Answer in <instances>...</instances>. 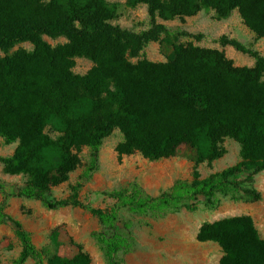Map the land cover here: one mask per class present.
Instances as JSON below:
<instances>
[{
	"label": "trees",
	"instance_id": "trees-1",
	"mask_svg": "<svg viewBox=\"0 0 264 264\" xmlns=\"http://www.w3.org/2000/svg\"><path fill=\"white\" fill-rule=\"evenodd\" d=\"M148 7L152 20H183L213 9L219 20L239 9L248 28L264 37V0H128V8ZM119 3L108 0H0V139L19 142L11 157L2 158L5 173L23 176V186L0 180V193L38 200L49 210L83 206L75 193L53 197L54 189L70 179L90 152L85 175L97 171L106 138L120 130V155L137 153L151 161L170 159L187 148L197 165L222 158L226 138L241 146L242 161L221 173L192 182L179 180L168 191L151 196L137 183L110 196V211L86 207L99 219L95 234L107 264L138 246L134 222L126 217H163L202 206L214 211L224 196L254 203L262 194L253 177L264 172V57L256 53L254 68H238L218 51L193 45H173L167 64L142 60L133 64L149 43L166 31L162 25L133 34L113 24ZM45 37L66 38L51 47ZM30 43L33 51L19 49ZM248 52L237 41H227ZM250 53V52H249ZM87 58L94 67L74 72L75 60ZM2 145L0 141V146ZM0 208V225H11L23 250L14 264L43 262L31 234ZM202 243L218 244L220 264H264V240L250 216L205 224ZM49 264H91L83 252L72 259L54 257Z\"/></svg>",
	"mask_w": 264,
	"mask_h": 264
},
{
	"label": "rangeland",
	"instance_id": "rangeland-1",
	"mask_svg": "<svg viewBox=\"0 0 264 264\" xmlns=\"http://www.w3.org/2000/svg\"><path fill=\"white\" fill-rule=\"evenodd\" d=\"M108 1L123 5L113 24L125 31L142 34L157 24L165 27L166 31L160 38L146 45L137 57L128 51V60L133 64L142 60L167 64L173 54L174 44L218 51L238 68L256 66L257 59L251 53L264 57V37L258 38L248 28L239 9L234 10L226 20H219L215 10L209 8L183 20L163 21L157 18L154 21L146 5L128 8L125 6L128 0ZM44 39L53 48L68 43L66 38ZM227 41H237L248 52L226 44ZM19 49L33 51L34 47L30 43H22L13 51ZM0 55L3 56L1 52ZM75 63L74 72L79 75L87 74L94 67V63L87 58H77ZM0 141V160L11 157L19 146V142L7 145L4 140ZM123 141L120 130H115L105 139L100 149L99 167L89 176L85 172L90 152L84 149L80 154V167L70 175L68 182L54 189L53 197L58 200L70 198L76 189L78 200L83 206L49 210L38 200L11 198L6 201L0 193V208L4 206L7 214L23 224L31 234L34 245L43 253L42 263L30 259L26 264H49L54 257L72 259L81 252L89 256L91 264H107L104 252L94 237L101 231L99 219L86 207L110 211L116 205L110 193L124 190L132 184H139L151 196H159L179 180L192 182L196 172L201 179H205L242 161L241 146L230 138L222 142L225 150L222 158L199 165L189 156L187 148H183L177 157L159 161L148 160L140 153L120 155L118 147ZM0 180L23 186L26 179L6 174L0 161ZM252 181L262 194L259 202H235L230 196H224L221 205L214 211L200 206L195 211L183 210L163 217L126 215L135 224L138 246L133 253L120 256L121 264H220L223 257L220 246L200 242L198 234L205 224L251 215L264 235V172L254 176ZM22 250L14 228L8 224L0 225V264H14Z\"/></svg>",
	"mask_w": 264,
	"mask_h": 264
},
{
	"label": "crops",
	"instance_id": "crops-1",
	"mask_svg": "<svg viewBox=\"0 0 264 264\" xmlns=\"http://www.w3.org/2000/svg\"><path fill=\"white\" fill-rule=\"evenodd\" d=\"M240 216H250V217H252L251 215H240ZM240 216H235V217H240ZM229 218H234V217H229ZM253 218V217H252ZM253 220H254V218H253ZM254 223H255V220H254ZM255 226H256V223H255ZM256 228H257V226H256ZM257 230H258V232H259V234H260V237L264 240V235L262 234V232L261 231H259V229L257 228ZM221 248V247H220Z\"/></svg>",
	"mask_w": 264,
	"mask_h": 264
}]
</instances>
